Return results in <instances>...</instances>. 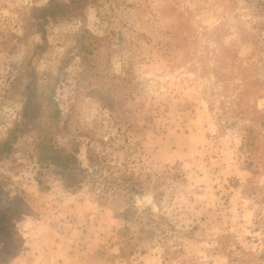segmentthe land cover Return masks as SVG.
Returning <instances> with one entry per match:
<instances>
[{"label": "rangeland", "instance_id": "rangeland-1", "mask_svg": "<svg viewBox=\"0 0 264 264\" xmlns=\"http://www.w3.org/2000/svg\"><path fill=\"white\" fill-rule=\"evenodd\" d=\"M55 1L0 0V146L39 108L0 155V264H264V0ZM38 133L141 193L68 189Z\"/></svg>", "mask_w": 264, "mask_h": 264}, {"label": "trees", "instance_id": "trees-1", "mask_svg": "<svg viewBox=\"0 0 264 264\" xmlns=\"http://www.w3.org/2000/svg\"><path fill=\"white\" fill-rule=\"evenodd\" d=\"M59 4L55 0H49L45 7L40 8L37 18H46L53 16L58 12ZM25 101L21 111V120L7 132V138L0 146V155L11 150L12 143L19 136L30 133L37 128L35 121L39 109L35 105V94L32 89L27 88L25 91ZM79 143L76 140H70L65 145H58L50 136L37 134L35 150L37 161L41 165L51 166L62 179L68 189L76 191L88 184L90 190H95L96 184H101L104 189L113 188L116 192L124 191L130 194L141 193V186L131 179L123 176L114 178L113 174L108 172L104 159L92 150L87 151L86 163L82 164L78 159ZM104 171L108 172L104 174ZM130 181V182H129ZM129 183V186H126ZM121 190V191H120ZM128 212V210H126ZM127 213H125L126 216ZM147 224L153 223V215L147 214ZM146 235L151 234V230L143 232Z\"/></svg>", "mask_w": 264, "mask_h": 264}]
</instances>
